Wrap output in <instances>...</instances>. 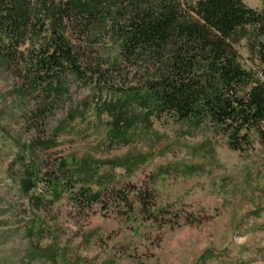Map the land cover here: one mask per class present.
Segmentation results:
<instances>
[{
	"label": "rangeland",
	"instance_id": "obj_1",
	"mask_svg": "<svg viewBox=\"0 0 264 264\" xmlns=\"http://www.w3.org/2000/svg\"><path fill=\"white\" fill-rule=\"evenodd\" d=\"M193 1L178 3L188 12ZM68 35L93 48L88 74L117 57L105 32L93 42L78 28ZM236 46L257 70L248 39ZM107 71L113 89L69 75L57 98L25 92L24 63L0 60V264H264V145L255 138L241 153L209 126L168 114L145 122L146 108L119 102L118 90L142 93L143 70ZM48 103L51 114L37 117ZM121 114L136 121L118 133ZM81 190L101 191L100 200L88 204Z\"/></svg>",
	"mask_w": 264,
	"mask_h": 264
},
{
	"label": "trees",
	"instance_id": "obj_2",
	"mask_svg": "<svg viewBox=\"0 0 264 264\" xmlns=\"http://www.w3.org/2000/svg\"><path fill=\"white\" fill-rule=\"evenodd\" d=\"M124 1L0 0V60L8 66L24 63L25 92L57 98L68 92L69 75L109 90L107 69L138 65L143 92L118 88L124 97L119 102L139 101L146 108L145 122L168 114L194 128L209 126L241 153L253 149L255 138L264 145V0L260 9L244 0H194L188 12L179 0H130L123 8ZM76 28L93 34L92 42L109 34L117 57L99 61L88 74L86 60L95 52L72 41L68 32ZM245 38L259 61L257 70L241 61L236 45ZM51 106L41 105L36 116L45 119ZM135 121L118 115L113 129L119 133ZM25 184L26 191L35 185ZM80 195L91 204L100 200L101 191L81 190Z\"/></svg>",
	"mask_w": 264,
	"mask_h": 264
}]
</instances>
